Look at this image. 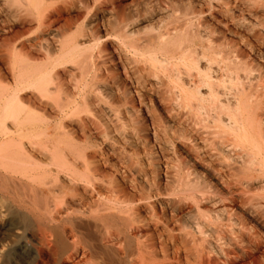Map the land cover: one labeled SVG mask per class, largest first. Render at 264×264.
Returning a JSON list of instances; mask_svg holds the SVG:
<instances>
[{"label":"bare ground","instance_id":"6f19581e","mask_svg":"<svg viewBox=\"0 0 264 264\" xmlns=\"http://www.w3.org/2000/svg\"><path fill=\"white\" fill-rule=\"evenodd\" d=\"M47 1L5 0V3L16 10L22 7L21 11L31 16L32 9L38 15L44 14L47 10L40 11ZM88 33L81 34L79 40L67 36L59 41L56 54L43 56L45 59L40 62L24 44L12 47L11 52L7 50L3 55L13 84L8 86V76L0 70V198L9 205L5 215L7 224L0 230H5L15 240L30 241L36 255L33 264H44L46 258H52L55 264H87V251L92 264H214L222 255L217 258L214 242L221 213L217 200L219 186L229 192L231 183L219 178L216 170L204 160H104L101 144L107 131L100 115L107 102L100 94L101 89H96L100 97H95L94 102L90 94L94 93L105 56L101 48L94 53L102 40L96 28ZM199 33L181 31L155 36V39L150 37L151 41L145 36L149 41L145 47L141 48L138 42H128L125 47L122 43L120 47L132 55L136 71L138 65L143 64L146 77L158 81V100L166 113L179 115L185 111L189 121L202 125L204 132L190 137V141L200 142L204 156L217 160L216 163L239 160L235 172L241 176L246 189L262 188V67L254 65V60L244 52L239 56L234 52V56L229 57V53L224 56L221 51H215L211 46L215 40L210 43L205 39L209 43L203 46ZM263 34L264 31L255 36L260 43L264 40ZM125 35L119 40L127 39ZM246 46L255 58L264 60L253 46ZM213 66L218 75H213ZM64 75L74 81L70 92H64ZM161 78L169 81L168 86H163ZM146 79L138 81L134 87L138 106L128 98L124 112L139 126L137 116L139 107H146L145 92L150 107L155 108ZM29 92V97H23ZM63 92L67 96L61 99L59 95ZM119 102L122 101L117 100ZM194 148L197 147L193 144L187 153H193ZM252 208L260 209L258 204H253ZM225 209L227 207L222 211ZM116 246H123L122 254Z\"/></svg>","mask_w":264,"mask_h":264},{"label":"rangeland","instance_id":"374dc122","mask_svg":"<svg viewBox=\"0 0 264 264\" xmlns=\"http://www.w3.org/2000/svg\"><path fill=\"white\" fill-rule=\"evenodd\" d=\"M0 2V70L3 74L8 76V86H12L13 79L10 78L11 75L8 70L9 64L3 55L9 51L11 52L13 50L12 47L15 48L20 44H24L26 50L32 51L33 57L40 62L50 54H56L60 42L66 39L67 36V38L74 37L79 40L81 39L79 38L81 34L89 35L88 32L91 29L96 28L102 40L99 46H97L98 48L96 47L97 49L94 50V53H96V51L101 48L100 50L104 51L105 57L104 63L100 65L101 74L99 72L98 80L96 83L97 85H94L93 89L95 88V90L94 93L90 94V99L94 102V100L99 98L101 94L102 97H105V103L107 102L102 108L104 111L103 114L100 115L105 123L104 130L106 129L105 132L107 131L106 139L101 144L102 154L106 158H104V160H148L150 158L153 160H204L216 170L219 178L225 180L228 179V183H231L229 185V192L225 191L226 189H223V187L219 186L220 194L217 196V200L219 199L218 208L220 209L221 213L219 212L220 221L217 222L216 229L218 230H216L214 242L217 249V258L221 254L222 255L220 258L215 259L214 264H264V186H262V188L257 187L251 188L250 190L249 188L248 190L246 189V184L244 183V181H241V176L238 175L237 172H235L237 170V166H239V160H236L238 163L234 160H219L216 163L217 160H209L206 156H204L202 154V150H200V142L190 141V137L194 138V136H197L198 133L204 132L202 129V125L199 126L193 121H189L187 119L185 111L181 112L182 115L181 113H179L178 115V113L174 112L173 114L166 113L162 106L163 104L158 100L160 96V94L158 93L160 87L158 81L155 78L154 80L153 77H146V68L142 67L144 66L143 64H139V69H137L136 71L135 65H133L132 55L128 51H126V48H123L128 42H138L137 44H139L140 47H145L148 44L146 43V41L149 42L152 40L150 39V37H154L155 39V36L157 38L159 35L163 34H174L175 32L181 31H194L197 33L200 32L201 34H199L204 40V43H202L203 46H206L209 42L211 43L215 40L214 42L216 44L213 42L211 43V46L214 47L215 51H221L222 53H220L224 56H227L228 53L230 54L228 55L229 57H233L234 55L239 56L240 52H244L245 54L250 56L251 60H254V65L256 64L262 67V73L264 74V60H258L257 58H255L254 54H251L246 46H253L256 50H258L261 56H264V40H262L263 42L261 41L260 43V41L255 38L256 35H259L260 32L262 34L264 31V0H48L42 5L40 11L42 12V10H47L44 13L45 15L43 13L42 15H38L37 12H35V10L31 8L33 11L31 16H26L25 13L21 11L22 7L20 9L18 8L19 10H16V8L12 6L8 7V5H6L5 3V0H1ZM232 16H234L235 19ZM27 18L30 20H28ZM188 24L189 26H187ZM82 30H84L85 32ZM123 34H126L125 36H127L128 40L125 39L122 42L119 39H121V36H123ZM56 36L59 38H57ZM145 36L149 41L145 39ZM140 37L142 39L144 38V41H142ZM88 38L89 37L87 36L86 39ZM205 39H209V42ZM210 39H212V41ZM216 39H220V42L218 40L216 42ZM115 42H117V44ZM91 44L92 43H90L89 45L91 46ZM118 44L119 47L117 46ZM243 44L245 45V47ZM120 45L124 46L120 47ZM43 47H46L45 50H43ZM43 56L45 58H43ZM103 68L104 70H106V72H104ZM213 68V75H218L216 67L213 66ZM141 72L145 74L143 75ZM106 73L110 75L108 76L106 75ZM125 73H127V76L125 75ZM110 76L112 77V80ZM63 78L65 79V85L67 84L66 86L64 85V89L66 88V91L64 92H70L71 88L74 85H72L71 83H74V81L68 75H64ZM144 78H147L146 81L149 87L148 89H152V91H150V95L155 102L156 109H152L150 107L152 105L148 101V93L145 92V103L148 110L144 106L139 107L140 113L138 114L137 118L140 121V127L139 125L134 123L135 121L133 122V118H131L127 113L124 112H126V102L128 98H131L134 101L135 106H138L136 103L137 99H135L133 91H135V88L137 86L136 83L138 81L142 82ZM102 80H104V82L106 83H104ZM98 81L100 83H98ZM161 81L163 86H168L169 81H167V79L161 78ZM67 82L69 83V85ZM113 83L115 86H112ZM100 84L103 85V87L100 86ZM96 89H101V92L98 90L96 91ZM64 92L62 93V95H59L61 99L67 96ZM30 95V92L25 93L23 94V97H29ZM109 97L110 100L112 98L114 100L107 101ZM117 100L122 102L117 103ZM113 108L117 109L114 110ZM183 116H185L186 120ZM181 120H183V122ZM187 120L188 122L186 123ZM128 121L131 122V124L133 123L132 126L130 123H128ZM123 125L127 126L124 127ZM130 126L132 127V129L130 128ZM190 127L194 128L191 129ZM194 130L197 131L194 132ZM183 131H186L187 133H184ZM129 132L130 135L127 134ZM185 141L186 143L188 142L190 144L187 143L186 145ZM193 144L196 145L197 148H199H194L193 151H195L193 153H187V150L193 148ZM230 175H232L231 178ZM234 186H236L237 188H234ZM220 195L221 197L223 196V198H221ZM227 199L229 202L232 201V203H229ZM252 201L255 202L253 203ZM0 203L3 205L2 206L0 204V227L2 228L7 224L6 220H8V218L5 215L6 210L9 208V205L1 198ZM253 204H258L260 209L258 210L252 208ZM220 205H222L223 207ZM226 207L227 209L222 211V208ZM230 208H233V210H230ZM225 213L227 215H230L227 217ZM230 216L231 218H229ZM234 218L237 221H235ZM242 228L247 229L245 231V229L243 230ZM228 229L232 230L228 231ZM244 231L245 233H243ZM8 235L9 234L5 232V230H0V264H12V262H17L18 264H33L36 255L31 248L30 241L15 240L13 237ZM203 247H205L204 243ZM13 248L14 250L12 251ZM17 248L18 250H16ZM242 249L245 251V253L244 251H242ZM117 250L122 254L123 246L120 248L118 246ZM86 251L87 250H85V252ZM88 255L90 254L87 251L85 260L88 259L87 264H92L91 260H89L90 256ZM32 256L34 257L32 258ZM9 258L12 260H10ZM43 262L44 264H55L52 258H46Z\"/></svg>","mask_w":264,"mask_h":264}]
</instances>
